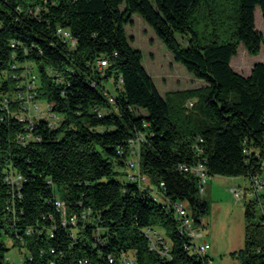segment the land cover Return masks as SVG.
Segmentation results:
<instances>
[{"label":"trees","instance_id":"obj_1","mask_svg":"<svg viewBox=\"0 0 264 264\" xmlns=\"http://www.w3.org/2000/svg\"><path fill=\"white\" fill-rule=\"evenodd\" d=\"M258 6L264 18V0H0V264L8 239L25 249V264H125L123 254L134 264H208L209 253L190 252L171 206L183 202L205 232L209 205L192 170L200 163L207 177L263 180L245 203V246L232 255L264 264V62L249 75L231 64L241 43L251 55L264 47ZM135 13L205 85L160 93L127 34ZM31 76L36 98L60 120L38 119L24 144L25 124L12 111ZM138 131L148 183L127 176ZM7 170L23 176L20 188L7 183ZM161 183L155 200L151 184ZM153 231L169 254L151 248Z\"/></svg>","mask_w":264,"mask_h":264},{"label":"rangeland","instance_id":"obj_2","mask_svg":"<svg viewBox=\"0 0 264 264\" xmlns=\"http://www.w3.org/2000/svg\"><path fill=\"white\" fill-rule=\"evenodd\" d=\"M255 16L257 29L264 34V18L259 6ZM132 20L126 25L131 44L143 52V64L163 96L169 90L194 88L206 84L204 79L196 77L182 63L175 60L173 53L140 14L135 13ZM184 45L187 46L186 43ZM257 62H264V47L259 54L251 55L241 43L238 53L233 57L234 67L241 69L239 73L249 75L250 69ZM111 85L112 83L108 84L109 87ZM140 111L147 113L143 108H140ZM126 177L123 174L119 175L121 181L126 180ZM144 178V182L148 183L149 178ZM247 183L248 177L244 176L212 175L205 184L203 197L209 205V210L202 217V222L205 237L211 243L208 253L213 264H241L240 259L232 254L245 246V203L248 197L236 198L232 188L238 185L244 187ZM151 188L156 189L157 186L151 184ZM157 230L164 233L161 228ZM12 243L11 239L7 240L9 254L14 258L22 257L25 249L20 252L18 248L12 247Z\"/></svg>","mask_w":264,"mask_h":264},{"label":"built area","instance_id":"obj_3","mask_svg":"<svg viewBox=\"0 0 264 264\" xmlns=\"http://www.w3.org/2000/svg\"><path fill=\"white\" fill-rule=\"evenodd\" d=\"M58 34L63 38V40L71 44H74L76 42V39L67 29L59 27ZM106 64V60H99V66H105ZM17 78H19V76ZM34 78V76H31V79L29 78L25 81V85H22L21 87L17 86L18 90L16 92V107L12 111L14 115L17 116L18 120L25 124V133L19 134L18 136L19 140L24 144L27 143L30 139L31 130L36 125V121L38 119H49V124L51 126H55L56 121L60 120V116L58 114L53 113L52 103L44 102L43 100L36 98L34 91ZM22 82L20 80V84H22ZM109 97L111 100H114L113 95L110 93ZM194 102V100H190L188 104L189 107H192ZM43 104L45 106H43ZM5 105L6 107L9 106L7 104ZM145 137L146 136L144 132L138 131L137 134L129 140L128 150L126 149L127 155L125 160L129 181L131 180L142 183L143 179H145V176L142 174L141 171V148L143 142L145 141ZM180 167L183 168L185 166L181 165ZM192 170L200 176V180L202 183L201 192L204 193L205 184L207 183L208 179L204 165L200 163L194 166ZM5 179L7 183L11 185L12 188H20L24 181V178L21 174L13 173L11 170H7ZM262 181V179L256 178L251 182L248 189L243 188L241 186H235L232 188V191L236 198H241L243 196L253 197L257 192L263 189ZM164 189V183H161L159 187L153 189V198L155 200H160L164 196ZM55 203L60 209L65 210V202L63 200L57 198ZM171 206L175 209L177 218L179 220V233L183 236L188 237L191 241L190 245H188L190 252L199 254L201 256L206 255L211 249V243L205 237L204 231L195 226L194 219L187 206L183 202L171 203ZM72 222L76 223V219L72 218ZM64 224H66V221H64ZM151 231L152 230H150V232ZM153 233L155 238L151 237V248L158 250L163 255L169 254V241L164 238L161 234L158 235L157 231H153ZM121 260L125 264L135 263L133 256L129 254H123ZM113 261L114 256H110V262ZM6 262L7 264H25L24 256L20 258H14L10 254L6 256ZM50 264L53 263L51 262ZM208 264H213L212 259L209 260Z\"/></svg>","mask_w":264,"mask_h":264},{"label":"crops","instance_id":"obj_4","mask_svg":"<svg viewBox=\"0 0 264 264\" xmlns=\"http://www.w3.org/2000/svg\"><path fill=\"white\" fill-rule=\"evenodd\" d=\"M231 64H232V65H233V67H234V64H233V59H232V62H231ZM252 68H253V67H252ZM252 68L250 69V72H251ZM234 69H235V70H237L238 72H240V71H241V69H237V68H235V67H234ZM235 179H236V178H235ZM249 183H250V181H249V177H248V183H247V185H246V186H244V187H243L242 185H238V186H241V187H243V188H248V187H249V185H250Z\"/></svg>","mask_w":264,"mask_h":264}]
</instances>
